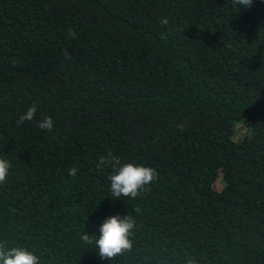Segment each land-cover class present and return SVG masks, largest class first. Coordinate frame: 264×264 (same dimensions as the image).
Wrapping results in <instances>:
<instances>
[{"label": "trees", "instance_id": "obj_1", "mask_svg": "<svg viewBox=\"0 0 264 264\" xmlns=\"http://www.w3.org/2000/svg\"><path fill=\"white\" fill-rule=\"evenodd\" d=\"M109 151L156 179L116 198ZM0 159V244L40 264H264V0H0Z\"/></svg>", "mask_w": 264, "mask_h": 264}, {"label": "clouds", "instance_id": "obj_2", "mask_svg": "<svg viewBox=\"0 0 264 264\" xmlns=\"http://www.w3.org/2000/svg\"><path fill=\"white\" fill-rule=\"evenodd\" d=\"M237 5L245 8L249 7L253 0H235ZM160 23L167 25L169 20L166 16L160 18ZM69 35L75 36L74 30L69 29ZM67 55V53H65ZM37 113L36 105L27 108V111L21 114L16 121L17 125L25 121L33 120ZM38 127L46 131H51L54 127V121L51 116L44 115L38 121ZM182 127V126H178ZM109 166L111 173L108 176L110 180V191L116 197H132L139 195V191L157 177V172L152 167L134 164L132 162L121 163L119 158L114 156L111 151L107 156L99 157L97 168ZM10 163L6 159H0V183H4L9 173ZM77 168L72 166L68 169L70 176H75ZM135 226V221L129 215L121 217L119 214L109 215L103 219L99 225V235H95L94 244L98 250L101 259H113L118 255L129 251L133 247L130 236ZM82 240L86 243H92L93 239L85 232ZM0 264H40V259L32 251L24 247L5 248L0 244Z\"/></svg>", "mask_w": 264, "mask_h": 264}, {"label": "rangeland", "instance_id": "obj_3", "mask_svg": "<svg viewBox=\"0 0 264 264\" xmlns=\"http://www.w3.org/2000/svg\"><path fill=\"white\" fill-rule=\"evenodd\" d=\"M246 131V127H244L243 124L239 123L237 126V131H236V138L242 137V134Z\"/></svg>", "mask_w": 264, "mask_h": 264}]
</instances>
